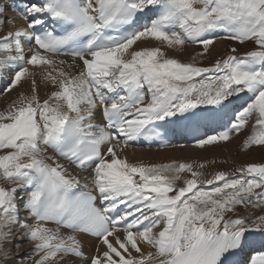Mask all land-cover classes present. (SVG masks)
I'll list each match as a JSON object with an SVG mask.
<instances>
[{
    "label": "snow or ice",
    "instance_id": "1",
    "mask_svg": "<svg viewBox=\"0 0 264 264\" xmlns=\"http://www.w3.org/2000/svg\"><path fill=\"white\" fill-rule=\"evenodd\" d=\"M10 9L23 27L5 30ZM218 39L253 47L198 64ZM190 45L188 62L168 55ZM11 93L0 264H264V162L207 178L215 161L125 152L168 126L218 120L196 147L249 125L242 148L264 146V0H0V95Z\"/></svg>",
    "mask_w": 264,
    "mask_h": 264
},
{
    "label": "bare ground",
    "instance_id": "2",
    "mask_svg": "<svg viewBox=\"0 0 264 264\" xmlns=\"http://www.w3.org/2000/svg\"><path fill=\"white\" fill-rule=\"evenodd\" d=\"M7 16L14 18V23L12 25H8L5 30L15 29L17 27H23L25 22L19 18H15V16L11 12L6 13ZM227 42L221 39L216 41L215 46L212 49L210 57L216 58V56L223 51H225ZM147 46H154L151 42ZM200 49L196 46H188L183 53H177L175 51H168L169 56L177 57L183 62H188L191 59V56L195 54V52ZM199 62V58H197V63ZM38 83H39V78ZM27 88L28 85H25ZM39 94L41 98H45V94L47 91H51L50 88L45 89L42 85L39 87ZM15 93H11L8 95H0V109H3L8 102L14 97ZM212 126V125H211ZM210 132V128L208 129ZM250 129L242 131L239 135H233L230 141L221 142L218 146H206L204 149L198 148L194 145H174L172 147L162 149V150H146L144 148H136L129 146L125 152L130 161H138L143 160L146 163H167L170 161H179V162H193L200 163L203 161H215V163L207 164L204 169L205 176L210 178L212 174L216 171H222L225 167L223 162L226 161L228 163L232 162L235 165L244 164L249 161L250 152H246L242 148V141L249 134ZM264 148V147H263ZM257 152V151H256ZM225 163V162H224ZM247 164V163H246ZM232 173V172H231ZM187 176L188 174H184ZM181 184V182H178ZM92 239H89L85 243V252L91 254L93 247L96 245ZM27 250L30 246H24ZM147 250V249H145ZM29 253L25 252L24 255L27 256ZM7 264H11V261L7 262ZM27 264H31L30 261Z\"/></svg>",
    "mask_w": 264,
    "mask_h": 264
},
{
    "label": "rangeland",
    "instance_id": "3",
    "mask_svg": "<svg viewBox=\"0 0 264 264\" xmlns=\"http://www.w3.org/2000/svg\"><path fill=\"white\" fill-rule=\"evenodd\" d=\"M231 47L237 48L238 49V53H244L246 51L245 50L246 47L248 49H251L253 46L250 43H248V44L243 46V45H238V44L236 45L235 42L234 43L227 42L225 51H223L222 53L218 54L216 56V58H213V57H210V56H207L205 58H199L198 64H200L201 66H209V65H211L216 59L221 58V57L225 56L226 54H228V50ZM246 152L247 153L250 152V155H249V158H248L249 159L248 162H245L244 164H237V165H235L234 163L230 162V163H228L229 165H227L226 161H224L225 163L223 162V165H224L225 168L222 171H226V172H229L230 174H234L235 173V169L237 167H239V166L247 165V164L255 163V162H259V161L262 162L264 160V148H263V146H253L251 149H248ZM181 183H182V181H181ZM11 264H13V262H11Z\"/></svg>",
    "mask_w": 264,
    "mask_h": 264
}]
</instances>
